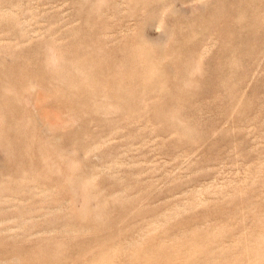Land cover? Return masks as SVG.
<instances>
[{"label":"rangeland","instance_id":"obj_1","mask_svg":"<svg viewBox=\"0 0 264 264\" xmlns=\"http://www.w3.org/2000/svg\"><path fill=\"white\" fill-rule=\"evenodd\" d=\"M3 102L0 264H264V0H0Z\"/></svg>","mask_w":264,"mask_h":264},{"label":"bare ground","instance_id":"obj_2","mask_svg":"<svg viewBox=\"0 0 264 264\" xmlns=\"http://www.w3.org/2000/svg\"><path fill=\"white\" fill-rule=\"evenodd\" d=\"M10 4V3H9ZM2 17V16H1ZM3 18V17H2ZM6 22V21H5ZM20 30V29H19ZM157 41L158 40H161V39H159V38H157L156 39ZM25 45V44H24ZM23 49V48H22ZM9 52V51H8ZM39 56V55H38ZM19 57V56H18ZM55 63V62H54ZM159 69V68H158ZM40 72V71H39ZM55 74V73H54ZM54 74H50V76L51 75H54ZM177 74V73H176ZM57 77H59V76H57L56 75V78ZM190 90V89H189ZM10 105V102H3L2 104H0V106L1 107H3V106H9ZM1 107H0V111H1ZM2 112V111H1ZM14 112V111H13ZM3 114V113H2ZM0 115H1V113H0ZM1 117V116H0ZM2 117H3V115H2ZM2 137V136H1ZM78 195V194H77ZM94 204V203H93ZM125 214H127V213H125ZM103 217V216H102ZM104 219V218H103ZM114 220V219H113ZM126 226V225H125ZM54 227V226H53ZM86 229V228H85ZM88 230V229H87ZM123 230V229H122ZM137 234V233H136ZM115 237V236H114ZM145 238H146V236H145ZM263 241V240H262ZM125 242V241H124ZM80 253V252H79ZM121 254V253H120ZM111 256V255H110ZM104 263H106L105 261H103V260H97V261H93V262H89V264H104Z\"/></svg>","mask_w":264,"mask_h":264}]
</instances>
